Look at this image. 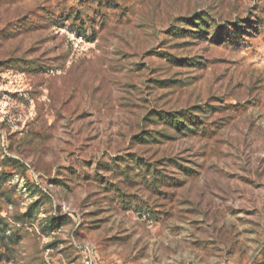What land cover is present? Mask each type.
<instances>
[{
	"label": "rangeland",
	"instance_id": "rangeland-1",
	"mask_svg": "<svg viewBox=\"0 0 264 264\" xmlns=\"http://www.w3.org/2000/svg\"><path fill=\"white\" fill-rule=\"evenodd\" d=\"M264 264V0H0V264Z\"/></svg>",
	"mask_w": 264,
	"mask_h": 264
},
{
	"label": "built area",
	"instance_id": "built-area-1",
	"mask_svg": "<svg viewBox=\"0 0 264 264\" xmlns=\"http://www.w3.org/2000/svg\"><path fill=\"white\" fill-rule=\"evenodd\" d=\"M83 264H93V258L92 257H86Z\"/></svg>",
	"mask_w": 264,
	"mask_h": 264
}]
</instances>
